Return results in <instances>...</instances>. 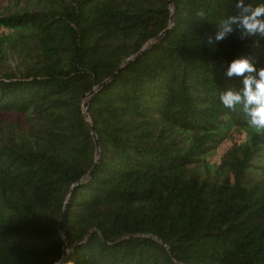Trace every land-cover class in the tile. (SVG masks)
<instances>
[{"label": "trees", "instance_id": "trees-1", "mask_svg": "<svg viewBox=\"0 0 264 264\" xmlns=\"http://www.w3.org/2000/svg\"><path fill=\"white\" fill-rule=\"evenodd\" d=\"M13 1L41 9L0 13V264H264V135L220 99L264 67L214 39L236 0Z\"/></svg>", "mask_w": 264, "mask_h": 264}, {"label": "clouds", "instance_id": "clouds-1", "mask_svg": "<svg viewBox=\"0 0 264 264\" xmlns=\"http://www.w3.org/2000/svg\"><path fill=\"white\" fill-rule=\"evenodd\" d=\"M234 15L221 21L215 34V41H223L226 36L235 30H239L241 38L256 36L264 38V3L253 5L245 3V0H236ZM197 15L205 16L203 10ZM213 38L209 37L208 43L212 44ZM227 75L241 79L242 87L238 90L228 89L221 94L222 104L235 110L241 106L248 117V125L255 134L264 135V67H257L248 57H241L231 61ZM55 264H65L63 257L55 261ZM70 264V260L66 262Z\"/></svg>", "mask_w": 264, "mask_h": 264}, {"label": "rangeland", "instance_id": "rangeland-1", "mask_svg": "<svg viewBox=\"0 0 264 264\" xmlns=\"http://www.w3.org/2000/svg\"><path fill=\"white\" fill-rule=\"evenodd\" d=\"M40 9L41 7L37 2H23L18 5L16 3L14 4L13 0H0V13L3 15L26 10L36 11ZM3 50H5L6 53L0 57V73H4L8 69H14L17 65L23 66L24 62L21 61V57L18 55L19 52L16 51L14 47L4 48ZM243 139H245L244 133L231 135L208 156V162L211 163V165L218 164L221 159L224 158L227 150ZM201 170L204 171L203 168H201Z\"/></svg>", "mask_w": 264, "mask_h": 264}, {"label": "water", "instance_id": "water-1", "mask_svg": "<svg viewBox=\"0 0 264 264\" xmlns=\"http://www.w3.org/2000/svg\"><path fill=\"white\" fill-rule=\"evenodd\" d=\"M170 3H171V0H170ZM173 19H174V17L172 16L171 20L173 21ZM144 49H142V50H144ZM140 54H141V51L139 53H137V55L134 58H137ZM129 60H132V58H129ZM85 98H86V96H85ZM87 106H88V102L86 100V102L84 104L85 109H87ZM93 135L95 137L96 147H97V149L99 151V140H98L97 135L95 133L94 127H93ZM98 156H99V153H98ZM96 166H97V163H95V165L93 166V168L89 171V175H92L93 174L94 169L96 168ZM65 216H66V213L64 212L63 219L61 221V226H60V229H61L62 232H64V230H65ZM67 250H68L67 249V245H65L64 252L67 253ZM63 258H65V254H64V257Z\"/></svg>", "mask_w": 264, "mask_h": 264}]
</instances>
